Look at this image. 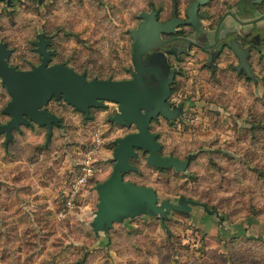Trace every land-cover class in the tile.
Wrapping results in <instances>:
<instances>
[{"label":"rangeland","instance_id":"374dc122","mask_svg":"<svg viewBox=\"0 0 264 264\" xmlns=\"http://www.w3.org/2000/svg\"><path fill=\"white\" fill-rule=\"evenodd\" d=\"M175 1L184 18L192 0ZM236 1L207 0L203 11L219 19ZM172 5L0 0V42L10 49L9 65L18 69L40 63L36 42L42 37L49 64L65 62L87 79H126L136 68L130 31L141 13L156 10L165 21ZM207 58L182 56L172 88L178 111L150 123L160 152L182 160L183 167L157 169L138 149L130 159L135 169L124 176L153 187L157 203L187 200V210L171 209L160 218L135 208L96 226L95 185L111 173L115 139L136 126L110 119L117 111L113 101L91 107L86 118L52 95L44 108L58 124L48 139L46 128L34 123L14 130L7 143L0 133V264H264V52L250 53L253 80L235 72L231 51L214 61L213 70ZM9 100L0 80V123L9 118L3 112ZM94 147L98 168L86 192L65 210L62 191L73 174L72 159Z\"/></svg>","mask_w":264,"mask_h":264},{"label":"water","instance_id":"95a60500","mask_svg":"<svg viewBox=\"0 0 264 264\" xmlns=\"http://www.w3.org/2000/svg\"><path fill=\"white\" fill-rule=\"evenodd\" d=\"M263 1L251 0L254 4ZM206 2L207 0L191 1L185 9L187 20H179L173 15L170 20L159 21L154 10L141 13L142 21L130 31L137 69L132 72V79H87L85 74H79L63 63L49 64L50 51L46 49L47 41L42 37L36 42L37 50L42 56L40 63L30 69H18L8 64L10 49L4 42H0V80L10 97L3 108L9 118L5 123H0L4 143L11 139L13 130H19L21 125L30 126L33 123L46 128L48 139L52 124H58V117L44 108L52 95L62 96L66 103L82 111L86 118L90 117L91 107L104 106V100L113 101L117 104V111L110 119L118 124L136 126V131L115 139L111 173L95 185L98 196L96 226L110 224L118 216L135 208L143 207L146 212L158 214L160 218L171 209L187 210V200H182L180 205L165 199L157 203V192L153 187L126 180L123 174L135 169L130 163V159L136 156L135 149L146 152V163L157 168L173 167L180 170L184 165L177 157L160 153L162 144L158 135L149 129L150 121L156 116L171 119L178 111L177 108L171 109L167 103V82L172 80L173 73L167 77L161 75L156 68L145 67L142 55L160 45L159 42H154L160 34L172 32L178 25L195 24L198 8ZM229 47L237 57L236 69H242L247 77H253L247 60L248 47H242L234 39L230 40ZM139 71L144 73L146 84L141 83ZM149 72H155V76H149ZM148 80L156 81L149 83ZM162 89L164 94L160 95Z\"/></svg>","mask_w":264,"mask_h":264},{"label":"crops","instance_id":"0c3cea01","mask_svg":"<svg viewBox=\"0 0 264 264\" xmlns=\"http://www.w3.org/2000/svg\"><path fill=\"white\" fill-rule=\"evenodd\" d=\"M263 2L254 4L251 1H236L235 4L230 6V8L223 11L219 19L218 17L214 18L213 16L207 17L203 11V5L201 11H197L198 19L195 24L181 25L179 27H175L172 31L174 32L175 30L183 29L185 30L184 35L178 36L174 40L167 43L163 38H167V34L169 35L172 32L160 34L159 38L154 41L156 43L159 42L160 45L149 49L142 55L143 64L147 68H156L163 76L168 75V71L170 69L169 67H175L176 73L173 72L172 79V82L174 83V81L177 80V77H179L180 61L186 52H188L191 56H196L198 54L203 55V53L206 54L208 56L206 66H208L211 70L214 69V61L229 51H231L232 56L235 57L237 61L236 55L229 47L231 39L236 40L242 47L246 46L249 48L247 56V60L249 62V56L253 50H261L264 52ZM190 48L192 49L190 50ZM213 53L214 58L211 61ZM236 65H234V70L237 73L238 69H236ZM136 70L137 69L135 68L132 72ZM132 72L126 79H132ZM139 73L141 83L146 84L147 82L143 79L145 77L144 73L141 71H139ZM148 74L149 76H155V72H149ZM114 79L121 80L116 78ZM155 81L156 80L149 82L148 80L149 83H155ZM173 83L171 86V95L167 98V103H169L171 109L176 108L177 106L176 103L173 102L172 97ZM158 117L163 118L160 115L155 118Z\"/></svg>","mask_w":264,"mask_h":264},{"label":"built area","instance_id":"2783aa9c","mask_svg":"<svg viewBox=\"0 0 264 264\" xmlns=\"http://www.w3.org/2000/svg\"><path fill=\"white\" fill-rule=\"evenodd\" d=\"M97 134V133H96ZM98 142V139H96ZM97 148H89L86 152L82 154L80 159H73V166L71 171L73 172L70 180L68 181L67 187L62 191L63 205L65 210H70L75 205V200L79 198L86 192V186L88 181L93 177L96 166V154ZM77 167V172L75 171Z\"/></svg>","mask_w":264,"mask_h":264},{"label":"flooded vegetation","instance_id":"af4514ba","mask_svg":"<svg viewBox=\"0 0 264 264\" xmlns=\"http://www.w3.org/2000/svg\"><path fill=\"white\" fill-rule=\"evenodd\" d=\"M186 9V8H185ZM176 12H177V10H176ZM175 11H173V9H172V12H171V16L169 17V18H167L165 21H167V20H170L172 17H173V15H176V18L177 19H179V20H187L188 18H187V16H185L184 18H181L177 13H176ZM186 15V14H185ZM159 21H164V20H161V19H158ZM183 25V24H182ZM179 26H181V25H178V26H175V27H179ZM176 31H179V30H175L174 32H172L171 34H174ZM178 36L177 35H168L167 34V38H163L164 40H166V42L168 43V42H170L171 40H174L175 38H177ZM165 42V43H166ZM246 47V46H245ZM248 52H249V48H248ZM213 58H214V53H213V57H212V59H211V61L213 60ZM9 64V63H8ZM170 69H169V71H168V75H167V77H170V75L174 72V73H176V70H175V67H169ZM173 70V71H172ZM173 79V78H172ZM173 80H171L170 82H167V85L168 86H170V93H169V97H170V95H171V86H172V82ZM164 94V89H162L161 90V93H160V95H163ZM168 101V100H167Z\"/></svg>","mask_w":264,"mask_h":264},{"label":"trees","instance_id":"16d2710c","mask_svg":"<svg viewBox=\"0 0 264 264\" xmlns=\"http://www.w3.org/2000/svg\"><path fill=\"white\" fill-rule=\"evenodd\" d=\"M193 1V0H192ZM243 1V0H242ZM245 1H251V0H245ZM239 2H241V0L239 1ZM189 5V4H188ZM202 7L203 6H200L199 8H198V11H201V9H202ZM172 9H173V11H175L176 12V10H177V4H176V1L175 0H173V5H172ZM154 11H156V10H154ZM157 12V11H156ZM157 16H158V14H157ZM157 19H159L158 17H157ZM166 20V19H165ZM186 25H192V24H186ZM185 34V30H179V31H176L174 34H170V35H177V36H182V35H184ZM60 63H63V64H65V62H60ZM65 65H67V64H65ZM73 69V68H72ZM251 71H252V69H251ZM237 73H241V74H243L244 75V77H246L247 79H249V80H253L254 79V74H253V77H247L246 76V73L242 70V69H240V70H238V72ZM92 78H99V79H106V78H101V77H92ZM107 78H110V77H107ZM88 79H91V78H88ZM111 79H114V78H111ZM85 116V115H84ZM89 118V117H88ZM115 145V144H114ZM114 147V146H113ZM135 150H138V149H135ZM161 153V152H160ZM162 154V153H161ZM172 156V155H171ZM130 163H131V161H130ZM132 164V163H131ZM133 165V164H132ZM133 166H135V165H133ZM155 168H157V167H155ZM157 169H160V170H167V169H161V168H157ZM123 176H125V173L123 174ZM132 182V181H131ZM133 183H135V182H133ZM136 184H138V183H136ZM140 185H143V184H140ZM163 220V219H162Z\"/></svg>","mask_w":264,"mask_h":264}]
</instances>
